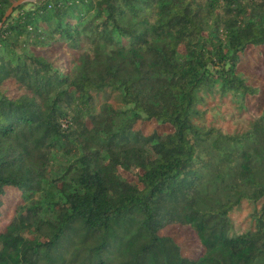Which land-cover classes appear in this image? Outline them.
I'll list each match as a JSON object with an SVG mask.
<instances>
[{"label": "trees", "instance_id": "obj_1", "mask_svg": "<svg viewBox=\"0 0 264 264\" xmlns=\"http://www.w3.org/2000/svg\"><path fill=\"white\" fill-rule=\"evenodd\" d=\"M17 1L0 0V264H264V108L242 132L197 122L207 95L259 93L240 64L264 0H25L2 22ZM244 200L262 208L238 232Z\"/></svg>", "mask_w": 264, "mask_h": 264}, {"label": "rangeland", "instance_id": "obj_2", "mask_svg": "<svg viewBox=\"0 0 264 264\" xmlns=\"http://www.w3.org/2000/svg\"><path fill=\"white\" fill-rule=\"evenodd\" d=\"M240 70L247 78L248 83L259 87V93L248 99L244 106L239 105L232 95H226L224 97L218 94L207 95L205 103L200 106V109L205 113L204 118L197 119L200 125L215 127L229 133L242 132L250 129L255 115L259 114L264 108V48L258 47L246 52L242 57ZM1 89L10 94L14 92V88L10 83L5 84ZM105 99L104 95L98 96L97 106L102 104ZM108 102L116 107L121 106L117 93H112L108 98ZM155 127L156 124L151 122L143 124L141 128L144 132L149 133ZM161 129L163 128L161 127ZM74 156L75 153H70L67 149L65 152H58L57 158L50 164L49 170L51 173L49 175L55 179L63 175L65 165ZM261 208L262 202L255 203L244 200L241 206L231 213L235 230L245 232L253 229L255 227L254 215ZM10 217L11 212L5 210L0 220V228ZM166 232L176 236L177 240L185 248L186 254L191 256L199 255L201 248L188 228L174 224Z\"/></svg>", "mask_w": 264, "mask_h": 264}, {"label": "water", "instance_id": "obj_3", "mask_svg": "<svg viewBox=\"0 0 264 264\" xmlns=\"http://www.w3.org/2000/svg\"><path fill=\"white\" fill-rule=\"evenodd\" d=\"M24 1H25V0H19V1L15 2V3L13 4V6L10 7V9L7 11V13H6L5 17L3 18V21H2V22H4V21L7 19V17L12 13V11H13V9H14L15 6L19 5L20 3L24 2ZM1 24H2V23H1ZM1 24H0V25H1Z\"/></svg>", "mask_w": 264, "mask_h": 264}]
</instances>
